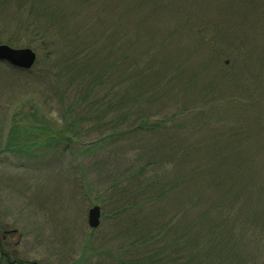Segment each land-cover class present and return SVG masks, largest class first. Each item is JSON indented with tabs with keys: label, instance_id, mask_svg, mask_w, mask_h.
Here are the masks:
<instances>
[{
	"label": "rangeland",
	"instance_id": "1",
	"mask_svg": "<svg viewBox=\"0 0 264 264\" xmlns=\"http://www.w3.org/2000/svg\"><path fill=\"white\" fill-rule=\"evenodd\" d=\"M190 1L0 0V44L36 54L29 70L0 61V264H185L180 237L196 212L203 233L229 236L228 248L240 240L248 258L255 252L261 260L264 12L233 0ZM116 41L115 55L107 56ZM99 78L117 90L107 117L96 120L80 93ZM147 112L155 114L147 127L125 123ZM169 115L175 119L167 129L158 128ZM110 117L122 136H104ZM222 125L261 139L239 152L244 177L255 185L249 192L256 191L258 221H244L250 212L238 195L246 189L231 186L236 168L222 196L210 188V174L190 176L186 164L198 165L205 151L187 144L210 139L192 129L205 134ZM155 147L167 186L176 177L180 185L152 198L149 188H132L126 169L139 170ZM154 171L146 167L138 181ZM196 191L200 197L191 200ZM92 205L101 210L96 228L87 225ZM119 205L123 211L113 213ZM161 227L168 243L158 237Z\"/></svg>",
	"mask_w": 264,
	"mask_h": 264
},
{
	"label": "trees",
	"instance_id": "2",
	"mask_svg": "<svg viewBox=\"0 0 264 264\" xmlns=\"http://www.w3.org/2000/svg\"><path fill=\"white\" fill-rule=\"evenodd\" d=\"M189 1V0H188ZM195 0H192L189 2L191 6H195L194 4ZM236 1L241 2V8H247L248 10H254L257 7L260 13L264 12V0H233L232 4ZM234 3L233 5L235 6ZM177 9L183 8V6L180 4V6H176ZM58 21V20H57ZM200 27L203 26L202 23ZM43 25V24H42ZM41 25V26H42ZM46 29L49 31V27L45 26ZM35 28V25L32 28ZM43 29V28H41ZM40 24H36V33L39 34ZM40 35V34H39ZM126 36V35H125ZM124 36V38H126ZM49 40V39H48ZM127 41V40H125ZM117 48V41L111 43L109 48L107 49V56L115 55ZM51 54V53H49ZM128 54L124 53L123 58L126 59ZM14 69L13 66H11ZM21 70V69H18ZM112 72V78H113ZM112 78H110L109 83L111 82ZM99 83H102L101 78H99L98 83H96L94 86L86 84V86L83 88L82 92L80 93L81 99H82V106L84 108H88L91 110L92 114L95 115V119H101L104 117H107L109 113L106 112L108 107L112 105L113 100L116 98V87H109V86H103ZM112 86L113 83H111ZM181 109V108H180ZM184 110V109H182ZM151 112H147V114H134L130 117H127L125 119V123H129L130 125H133L137 127H147L148 125V117H151ZM145 116V117H144ZM170 117V120H174L175 117L172 115L165 116L162 119L161 124H158V128L163 129V124H166L164 129H167V123L168 119ZM98 118V119H97ZM66 120H64L65 122ZM71 125H75L76 123L70 122ZM97 126L95 128H98L99 123H96ZM106 127V130L108 129L109 132H107L104 136L108 137V139H114L115 136H122V134L117 130V127L114 123V120L112 117L109 118L105 124H103ZM227 126L228 128H225ZM198 129H203L200 126L193 127ZM192 129V128H191ZM194 132V135H206L210 139L204 140H191L187 147L194 148L196 150H204V155L199 156V164L196 165L194 163L186 164L187 166H191L193 168L190 169V176L192 177L199 171L200 173H204L207 176L210 174L211 180H210V188L216 189V191L219 192L220 196L224 192L229 191V188L224 183L225 180H227V175L232 172L233 168H236L237 170V176L233 183H231L232 187H236L237 190H240L242 187L243 189H246V192L242 191L240 196L243 197L244 206L247 210H249L250 213L246 212L244 214L245 222L248 221H258L260 218L262 219L261 212L258 210L257 203L253 201V198L256 196V191L249 192L253 187L250 186L247 183V179L244 177V171H245V159L242 157V155H239V152L241 148H247L250 147L251 143H255L256 141H259L261 139H256L250 136V132L247 128H238V127H231L228 125H222L218 127V130L214 129H203L204 132H200L199 130L192 129ZM128 133H131V131H127ZM126 132V133H127ZM260 135H263L261 133H258ZM264 139V138H263ZM127 140H129L127 138ZM12 144H14L15 141H11ZM144 145H141L140 147H143ZM7 149V147L5 148ZM4 149V150H5ZM149 158L144 163L143 166H141L138 169H133L132 167L127 168V176L130 180H126L129 182H132L131 186L134 189L136 186L141 188L143 190H151L152 198L155 196L164 195L170 193L172 191V188L178 189L177 184V177L176 180H174L173 184L172 181H169V187L166 184V179L164 175V171L162 170L161 164H162V157L159 155V147L150 148L149 152ZM151 166L155 171L154 174L151 175V177L148 179H145L143 182H139V177L143 176L146 167ZM132 169V170H131ZM212 174V175H211ZM222 175L220 178L218 176ZM165 178V181H164ZM187 181V180H186ZM185 181V182H186ZM253 181V179H252ZM251 181V182H252ZM155 183V186L153 183ZM250 182V183H251ZM182 183H184V180L182 178ZM164 184L166 187H164ZM164 187V189H163ZM184 187V185H183ZM182 187V188H183ZM245 187V188H244ZM166 188V190H165ZM242 189V190H243ZM249 192V193H248ZM172 193V192H171ZM253 193V194H252ZM200 197V194L198 191L194 193L191 200H197V198ZM190 199V195H189ZM128 203L126 202V207H128ZM264 205V200L261 202ZM191 208L196 210L197 208H194L195 206L190 204ZM222 205V203H221ZM213 208V206H210ZM124 206L119 205L115 207V210L113 213H120L123 211ZM217 210L222 215H227L229 213V208L226 206H221L217 208ZM258 213L260 215H258ZM186 218V216H185ZM194 222L191 226L185 225L183 230V235L180 237V239H184V247H186L189 251V257L185 259V264H264V254L261 255V260L258 262V255L255 252L250 253L251 257L248 258V254L245 252L247 250H241L240 249V243L239 242L236 245V248H228L230 243V237L222 235L221 237H218L215 234V230L211 232L203 233V216L201 213L196 212L193 216L190 215L189 217ZM224 225L221 226V231L224 229ZM166 227H161L159 231L161 234H158V237L160 236V241H167L168 243V235H163L162 233L166 230ZM174 229V227H173ZM201 230V232H199ZM258 230H260V227H258ZM158 231V232H159ZM260 232H257V235H259ZM261 235L264 236V225H262L261 228ZM174 239V237H173ZM180 239L178 240L177 244L179 243ZM174 244V243H173ZM176 244V245H177ZM175 245V246H176ZM264 250V246L262 248ZM7 262L11 263V261L7 258ZM20 264H25L28 262L21 261Z\"/></svg>",
	"mask_w": 264,
	"mask_h": 264
},
{
	"label": "water",
	"instance_id": "3",
	"mask_svg": "<svg viewBox=\"0 0 264 264\" xmlns=\"http://www.w3.org/2000/svg\"><path fill=\"white\" fill-rule=\"evenodd\" d=\"M36 59L35 52L29 47L13 48L6 44H0V61L9 65L27 70L32 67ZM100 223V207L92 205L87 210V225L96 228Z\"/></svg>",
	"mask_w": 264,
	"mask_h": 264
}]
</instances>
